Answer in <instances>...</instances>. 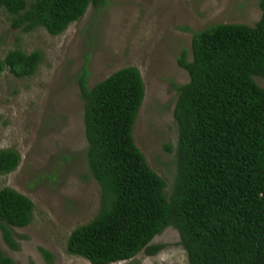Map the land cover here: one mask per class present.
Listing matches in <instances>:
<instances>
[{
  "label": "trees",
  "instance_id": "trees-1",
  "mask_svg": "<svg viewBox=\"0 0 264 264\" xmlns=\"http://www.w3.org/2000/svg\"><path fill=\"white\" fill-rule=\"evenodd\" d=\"M106 0H0L12 29L42 28L59 35L88 5ZM249 27L216 24L192 33L191 60L181 50L177 65L187 83L173 87L177 140L175 175L164 181L134 145L132 128L144 95L134 67L116 70L91 88L83 64L76 78L82 102L84 160L99 188L94 217L73 229L65 251L89 264H112L140 251L156 254L151 240L166 228L178 234L186 264H264V0ZM41 55L14 49L0 59L15 78L33 74ZM166 150L170 152L167 146ZM18 154L0 150V175L15 170ZM31 202L0 189V232L16 248L10 227H25ZM49 262V253L40 250ZM0 264H13L0 252Z\"/></svg>",
  "mask_w": 264,
  "mask_h": 264
},
{
  "label": "rangeland",
  "instance_id": "rangeland-1",
  "mask_svg": "<svg viewBox=\"0 0 264 264\" xmlns=\"http://www.w3.org/2000/svg\"><path fill=\"white\" fill-rule=\"evenodd\" d=\"M259 17L257 0H106L88 5L77 21L51 36L42 28L12 29L0 9V59L14 49L41 55L30 76L0 73V150L13 149L19 158L15 170L0 175V189L10 188L32 204L29 223L9 228L16 248H9L0 232V252L13 264H89L65 251L69 233L88 223L99 205V188L84 160L76 80L83 64L88 88L121 68L138 71L144 95L132 139L168 194L177 140L173 85L188 81L176 63L179 53L184 49L191 60L194 32L216 24L251 27ZM255 81L264 88L262 80ZM150 244L161 248L112 264H186L174 229H164ZM40 250L49 253V262Z\"/></svg>",
  "mask_w": 264,
  "mask_h": 264
}]
</instances>
